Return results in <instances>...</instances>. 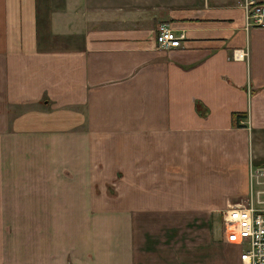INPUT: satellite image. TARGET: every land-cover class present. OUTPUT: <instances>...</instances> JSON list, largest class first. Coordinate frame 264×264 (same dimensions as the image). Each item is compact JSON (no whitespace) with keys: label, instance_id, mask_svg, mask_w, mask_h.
Here are the masks:
<instances>
[{"label":"crops","instance_id":"1","mask_svg":"<svg viewBox=\"0 0 264 264\" xmlns=\"http://www.w3.org/2000/svg\"><path fill=\"white\" fill-rule=\"evenodd\" d=\"M244 1L0 0V264H222L193 232L264 164Z\"/></svg>","mask_w":264,"mask_h":264},{"label":"built area","instance_id":"2","mask_svg":"<svg viewBox=\"0 0 264 264\" xmlns=\"http://www.w3.org/2000/svg\"><path fill=\"white\" fill-rule=\"evenodd\" d=\"M243 25L264 27V2H243ZM184 33L175 32L167 21L155 27L154 40L162 48L181 46ZM242 52H236L237 58ZM248 178L255 180L246 201L229 205L221 215L224 240L239 248L240 264H264V164L251 165Z\"/></svg>","mask_w":264,"mask_h":264},{"label":"rangeland","instance_id":"3","mask_svg":"<svg viewBox=\"0 0 264 264\" xmlns=\"http://www.w3.org/2000/svg\"><path fill=\"white\" fill-rule=\"evenodd\" d=\"M61 2V0H59ZM227 180H219L218 184L214 186L212 191H209L208 193V200L210 198H216L217 200L221 197L220 189L221 188H228L227 185ZM233 182L236 184L239 182V177L238 179H233ZM246 187H247V197L249 194H253L254 188H255V180L252 178L249 181L248 178V170H246ZM199 183V180H198ZM111 190V189H109ZM246 197V198H247ZM244 202V201H243ZM233 201L229 202V204H226V206L220 210L214 211L215 214L211 215L210 217H207L206 219H202V225L199 227L197 225L195 231L193 232L194 234L192 235V246L193 247H202L204 251L206 252V255L210 258L214 256L217 252L218 256H220V261L222 264H229L230 261L234 258V256L237 257V254L239 252V248L228 243H224L221 249L217 247V240L216 237H219L221 231L220 227L222 225L221 221V215L225 212V210L228 208L229 205H231ZM241 203V202H240ZM236 203H233L234 205ZM221 222V225H220ZM185 228H187L185 226ZM223 228V227H222ZM220 242V241H219ZM187 245V242L185 243L184 246ZM220 245V243L218 244ZM196 248V249H197ZM235 254V255H234Z\"/></svg>","mask_w":264,"mask_h":264},{"label":"trees","instance_id":"4","mask_svg":"<svg viewBox=\"0 0 264 264\" xmlns=\"http://www.w3.org/2000/svg\"><path fill=\"white\" fill-rule=\"evenodd\" d=\"M201 106L197 103H195V110L199 109ZM240 116H243V114H233L231 117V124L235 125V121L237 120V118H239Z\"/></svg>","mask_w":264,"mask_h":264}]
</instances>
